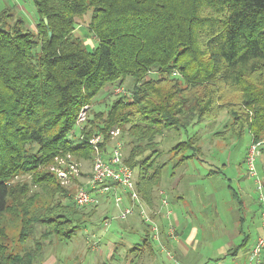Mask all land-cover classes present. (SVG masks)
Segmentation results:
<instances>
[{"label": "trees", "instance_id": "obj_1", "mask_svg": "<svg viewBox=\"0 0 264 264\" xmlns=\"http://www.w3.org/2000/svg\"><path fill=\"white\" fill-rule=\"evenodd\" d=\"M31 1L34 31L22 17L7 24L15 8L0 11V264H43L53 240L84 230V208L48 166L90 159L93 136L107 154L111 132L127 139L124 163L149 205L164 169L202 152L201 124L224 114L214 137L264 142V0ZM86 16L93 47L75 34ZM127 83L78 129L85 105ZM167 131L186 139L161 152ZM19 175L32 182L15 183ZM15 227L20 249L2 243Z\"/></svg>", "mask_w": 264, "mask_h": 264}, {"label": "crops", "instance_id": "obj_2", "mask_svg": "<svg viewBox=\"0 0 264 264\" xmlns=\"http://www.w3.org/2000/svg\"><path fill=\"white\" fill-rule=\"evenodd\" d=\"M196 130L199 131L200 129ZM198 137L201 141V136L199 135ZM213 138L215 143L211 146L209 154L205 153V151L203 153L204 146L201 145V142H203L201 141L202 152L197 153L196 157L186 161L184 164H179L176 167L177 169L179 168L178 171L173 166L171 173L167 172L169 166L173 164L164 169L161 182V186L164 189L162 190L159 187L155 191L153 205H149L143 200V208L148 214V219L140 215V208H138L135 215L125 222L123 221L120 224L121 226H116L113 229L115 231L112 233H116L120 240H116L108 233L109 235H105V237L107 236L109 240L105 239L106 241L100 245V247L104 245L105 249L103 251L99 248L95 252L96 249H88L85 245L83 249H77L78 254L73 257L72 261H76L79 264H259L258 259L253 255V250L258 239L249 248L252 239L250 219H252L255 211L252 209L255 200L249 197L245 188H239L238 190L232 188V191H235L236 195L232 192V197L228 199L223 198L218 200L212 197L209 199L191 200L189 202L185 201L184 196L187 194L188 189L193 190L192 183L195 181L194 176H189V179L186 178L188 175L185 171H187L190 164H195L196 162L205 168L212 167L207 174H203L202 176L201 172L193 165V171L200 174L202 178H212V176L214 177V175L224 171L223 169L226 164L221 165L219 158L221 157L223 161L224 156L221 153L232 148L226 147L227 144H225V147L219 145L218 149H223V151L215 155L213 153L217 147L215 145L224 144L225 142H216L223 139L214 137V134ZM208 140L206 141L210 144L211 140ZM162 151L165 150L161 148ZM163 154L166 156V152ZM208 155H210L211 160L207 158ZM259 158L262 190L264 191V154L260 152ZM165 159L167 160V157ZM243 163L245 164V158ZM205 168L203 171L206 170ZM232 179L235 180V176ZM174 190L177 194L174 192L171 194ZM111 194L115 196L113 192L107 195H100L95 207L106 204L107 202L103 201L111 196ZM169 194L173 195V200H175L176 204L173 206L169 202ZM242 194H247V196L243 198ZM124 203L127 205L128 200L125 199ZM200 206L203 210L198 211L195 209L196 207L200 208ZM210 206L212 207L211 211L216 215L215 219L205 225L200 224L195 212H204ZM116 208L119 209L117 206ZM186 212L190 213L191 221L185 214ZM219 212H222L224 215L221 217ZM260 219L261 225L259 226L257 238L264 234L263 210ZM90 226H94L91 220L83 230L86 236L85 240L88 239V234H90L89 231L91 229H88ZM155 228H157V232ZM130 236L141 238L142 241L137 239V242L131 244L126 240V237ZM153 244H158V246H153ZM91 254H97V259ZM163 255L165 256V260L163 259ZM259 261L260 264H264V249L261 252Z\"/></svg>", "mask_w": 264, "mask_h": 264}, {"label": "rangeland", "instance_id": "obj_3", "mask_svg": "<svg viewBox=\"0 0 264 264\" xmlns=\"http://www.w3.org/2000/svg\"><path fill=\"white\" fill-rule=\"evenodd\" d=\"M7 7L16 9L15 11L11 10L12 13H15V16L13 17L14 19L13 18L8 19L7 24H9L12 27V25H14L15 19H18V17H20V18L22 17V19L26 22V28L28 30H31V31L35 30L36 23L38 20V14H37V11L35 9L34 3L31 0H0V11L7 8ZM89 19H90L89 16H86L83 18V21L80 22L81 26H79L77 28L75 34L77 37L81 38L84 42H86V44L93 47L94 44L96 43V38H94L92 35H90V33L87 29ZM128 85L129 84L127 83L126 86L123 87V89L126 92L128 89L127 88ZM107 90H111V89L109 88ZM103 93H105V92H103ZM103 93H102L103 96L100 94L97 97V99H95V101L93 103L94 105L92 107L90 105L91 110L88 113L87 120L91 117L92 111H105L108 107V103L114 101L117 98V95L114 93V91H113L112 96L110 94L109 97H108V95H104ZM123 95H125V94H123ZM226 120H227V118L224 117V114H222L219 118H217L216 122L213 120L208 121L206 123L201 124V126H199V128H196V129H200L199 131H196V132H199V135L201 136V141H203V142H201V145L204 146L203 153H204V151H205V153H208V154L210 153L211 146L215 143L214 142L215 140L213 138V134L216 131L222 129ZM194 132H195V130H194ZM78 133L79 132H77V134ZM174 133H176V132L167 131V132H165L164 137L157 139L159 142L161 141L162 150H167L172 145H174L176 142L186 139L185 134L175 135ZM225 136H227V133ZM207 139L211 140L210 144L206 141ZM117 141H121L123 143V154H124V157H126V155H127L126 150H128V148L125 149L127 139L122 140L121 132L119 133L118 137H115V138L113 137V139L110 141V144L108 146H106V149H107L106 151L108 152V154L104 152L105 155H111L112 154L113 149L115 147V143ZM252 141H253V139L249 133H245L241 139H236V138H234L233 140L228 139L227 142H225L223 140L216 141L219 143L220 142H223V143L225 142V143L224 144L220 143V144L215 145V146H217L215 148V151H213V153L215 155H216V153H221L223 151V149H218L219 145H222L225 147V144H227L226 147L229 146V148H232V149H228L226 152L223 151L221 153L224 156L223 161L226 160V161H224L225 163L222 161L221 157L219 158V160L221 161V165L226 164V166H224V169H223L224 171L220 174L214 175V177L212 176V178L211 177L202 178L200 174H197L196 172L193 171V167H194L193 165H195L197 170H199L201 172L202 176H203V174L204 175L207 174L212 169V167H206L205 168V167H203V165H199L196 162H195V164H190L187 168V171H185V173L188 175V176H186V178L189 179L190 178L189 176H194L195 181L192 183L193 190L191 191L188 189L187 194L184 196L185 201H187V202H189L191 200H197V199H209L212 197L215 199H218V200L223 199V198L228 199V198L232 197V195H231L233 192L232 188L235 190H238L239 188H245L247 191V194H249V197H251V199L253 198L255 200L254 206L252 207V209L257 211V212L254 211V213L252 215V219H250V222H251L250 232H251V238L252 239L250 241L249 248L253 244V242L258 239L257 237L259 235V226L261 225L260 215L262 213V210L264 211V191L263 190L260 191L258 189V186H259L258 181L261 182V180H262V176L260 173L261 170L259 169L260 168L259 167L260 166L259 156H257L256 162H255V166H256L258 176L254 177V178L250 177L249 172H248V167L246 165L247 153H248L251 145L254 144V143H252ZM103 142H104V140H103ZM255 145H257V152H259V153L261 152L264 154V142L259 143V144H255ZM205 155H207V154H205ZM66 157L67 156H60L57 158H66ZM57 158H55V161L51 165L48 166L49 171L56 176L61 187L65 188L66 190L69 191V195H72L73 200H74V196H75L77 189L84 184L86 185V183H87L86 181L91 176V171H92V167H93V154L91 155L90 159L82 158L81 160H78L77 158H74V161L77 164H80V170H81L82 176L80 178H73L69 182V185H63L61 183L60 179L58 178V176L56 175V173L53 171V168L58 167V164L56 162ZM207 158L209 160H211L210 155H208ZM244 158H245V164L243 163ZM172 167H173V165H170L169 169H167L168 173H171ZM204 168L206 169L205 170L206 172L203 171ZM178 169L176 168V171H178ZM233 176H235V180L232 179ZM14 182L15 183H21V184L32 182V175H19L15 178ZM171 184H173V183H171ZM160 189L163 190L164 189L163 186L160 185ZM37 190H38V188L34 187L33 191L38 192ZM173 192L175 194H177V192L175 190L172 191L171 194ZM247 194L246 195L242 194L243 198L245 196H247ZM169 196H170V198H168L169 202L172 204V206L175 205L176 203H175V200H173V195L171 196L169 194ZM103 202H107V203L102 204L101 206H96V207H95V205H92V206H89V207L82 209L83 212L86 213V215H85L86 220L88 222L91 220L94 223V226H90L88 228V229H91V231H89L90 234H88L89 235L88 239L85 240V238H86L85 232L81 231L77 234L75 239L73 241H70V242L61 243L58 240H56V241L53 240L51 242V244L46 246V248H45V254L43 256V264H46L47 262H48V264H70V262L74 259L73 257L76 256V254H78L77 249L81 250V249H83V247L85 245H86V247H88V249H92V248L96 249L95 252L98 251L99 248L102 249V251H103V249H105V247H104V245H102L100 247V245H101V243H104L106 240H109L107 236L105 237V235H109L108 233H110V236L114 237L116 240H120L119 237H117L116 233H112V232L115 231L113 229L116 226H121L120 224L123 223V221H121L119 219V217L121 215L122 208L126 205L124 203V205L122 207L117 209L116 203H115V196L113 194H111V196H109ZM211 208L212 207L210 206L206 211L205 210H204V212L201 211V213L195 212V215H197V219H198L200 224L205 225L206 223L211 222V220L215 219L216 215L214 212L211 211ZM195 209L198 211L203 210L201 206H200V208L196 207ZM185 214L190 219V213L186 212ZM219 214L221 217H222V215H224L222 212H219ZM78 217H79V215L75 216V218H78ZM190 221H191V219H190ZM106 222H107V225H106ZM18 232H19L18 227L10 229L8 232L7 239L2 240V243H4L5 245H7L10 248L13 247L15 244H17L15 246L17 247V249H20L19 247L21 245H19V241H18ZM94 234H95V236H94ZM38 235H40V234L38 233ZM38 238L36 237V239H38ZM137 239L139 241H142L141 238H137L134 236L126 237L127 242H129L131 244H134L135 242H137ZM14 242H15V244H14ZM156 245L158 246V244H153V246H156ZM25 246L27 248L33 247L34 246L33 240L29 239L26 242ZM129 248H131V247H129ZM161 248H162V246H161ZM91 255L94 258L97 257L96 256L97 254H91ZM89 259H91V258H89ZM101 259H103V258H101ZM163 259L165 260L164 255H163ZM54 261H56V262L54 263ZM105 262H107V261H105ZM73 264H79V263L74 261Z\"/></svg>", "mask_w": 264, "mask_h": 264}, {"label": "built area", "instance_id": "obj_4", "mask_svg": "<svg viewBox=\"0 0 264 264\" xmlns=\"http://www.w3.org/2000/svg\"><path fill=\"white\" fill-rule=\"evenodd\" d=\"M177 75V74H176ZM116 95L126 94L123 88L114 90ZM90 106L85 105L79 112L77 126L82 130L83 125L87 121ZM119 131L111 132V138L118 137ZM102 136H94L89 139L88 144L92 147L93 167L91 176L86 181V185L80 186L74 196L76 206L86 208L95 205L98 202L100 195H107L110 192L115 194V203L117 207L124 205L125 199L128 204L122 208L119 219L126 221L140 208V215L148 219V214L143 208L144 203L137 189V174L133 169L124 163L123 143L117 141L111 155H105L101 150L100 144L103 142ZM259 156L257 145L252 144L246 157V165L250 177L254 178L257 175L255 166L256 158ZM57 168H53L63 185H69L73 178H80V164L74 161V157L67 155L66 158H57ZM259 190L262 191V183L258 181ZM107 225V223H106ZM264 227V225H263ZM264 229V228H263ZM157 232V228H155ZM264 249V234L258 238L256 246L253 250V255L258 259L260 264V255Z\"/></svg>", "mask_w": 264, "mask_h": 264}]
</instances>
